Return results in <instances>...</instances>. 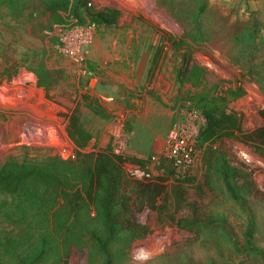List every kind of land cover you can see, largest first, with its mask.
Returning <instances> with one entry per match:
<instances>
[{
  "label": "rangeland",
  "instance_id": "1",
  "mask_svg": "<svg viewBox=\"0 0 264 264\" xmlns=\"http://www.w3.org/2000/svg\"><path fill=\"white\" fill-rule=\"evenodd\" d=\"M157 1L89 0L90 8L115 17L94 25L88 74L81 76L53 47L50 28L72 19L66 12L52 14L49 0H0V171L37 174L39 181L24 184L37 200L24 216L29 237L21 227L7 233L12 224L0 217V264H17L12 254L22 258L43 231L49 237L42 264L103 263L87 245L88 231L101 235L96 211L75 217L70 202L98 156L117 163L132 213L125 217L144 230L139 238L116 236L111 264H264V143L246 141L264 127V95L230 40L234 25L248 18L264 38V0ZM200 4L198 34L191 17ZM187 103L216 121L231 116L236 125L221 124L200 141L187 177L174 181L161 154L175 108ZM116 134L125 136L123 157L110 152ZM125 164L145 170L146 178H128ZM223 167L238 202L225 189ZM139 184L159 192L153 203L138 205ZM55 190L68 201L53 204ZM2 201L10 198L0 194ZM8 216L17 222L20 212ZM65 218L76 220L78 243L58 244ZM249 220L250 243L261 256L245 251Z\"/></svg>",
  "mask_w": 264,
  "mask_h": 264
},
{
  "label": "trees",
  "instance_id": "2",
  "mask_svg": "<svg viewBox=\"0 0 264 264\" xmlns=\"http://www.w3.org/2000/svg\"><path fill=\"white\" fill-rule=\"evenodd\" d=\"M49 3L53 5V9L50 11L52 14H54L56 10L64 11L81 25L85 24L83 22L84 19L88 20L86 24L105 25L115 17L112 12H103L90 8L89 0H49ZM157 3L162 6L163 0H158ZM204 10L205 4H200L191 17L194 21L197 33L199 31L198 18ZM106 13L108 14L107 16L105 15ZM258 33H260V29L257 20L255 21V19L252 20L248 18L240 24L234 25L231 29V34L234 35L230 40L234 48L243 56L246 77L249 81L254 82L259 91L264 95V56L260 55V50L264 47V38H261ZM256 37L260 39L258 44L260 48L258 45H255L257 43ZM258 50L260 51L257 57L259 60H256L254 54L257 53ZM256 61L259 63H256ZM200 112L204 117L205 125L200 133L199 142L209 140L214 134V131L220 128L221 124H223L225 128H233L236 125V119L231 116L222 114L220 120L216 121L211 114L204 113L201 109ZM260 115L264 116V112H260ZM246 141L251 143L255 142L258 145L264 143V127L253 131L246 137ZM228 171L229 170L225 167L221 169L224 186L230 197L235 199V202H238L239 197L235 195L227 182ZM23 174L24 173L9 174L5 172L4 169L0 171V194L10 198L9 203L5 201L0 202V217L7 220L8 224H12V228H10L7 233L12 234L13 230L21 227L22 234L29 237V231L26 230L29 228V224H26L24 216L27 215L29 210H34L37 205V200L30 199V197L34 195L33 192L35 189L30 187L32 192L27 191L24 184L29 182L30 185H33L35 182L39 181H34L37 174H35V176L29 174V177L26 178L22 177ZM25 179L27 181H25ZM87 179L83 189L76 191V196L70 201L73 204V215L76 217L77 212L81 210L86 211L90 207L96 211L101 235L97 234L95 231H88L87 245L97 249V252L103 258L102 264H111L109 251L111 250V245L116 236L121 234L129 235L132 239L139 238L143 236L144 230L125 217L127 213H129V216L132 218V213L129 209L130 205L128 206L127 204L128 199L125 198V194H121L120 187H122L121 185H124L125 182L117 163H114V161L107 156H98L95 159ZM138 187L139 189L135 192L138 205L147 202L151 204L154 202V198L159 195L158 191L154 193V186L150 189V185L139 184ZM45 192H48L47 188ZM66 197L67 194L64 190L60 193L58 190L57 192L55 190L52 196L53 204L59 205L60 200H64L65 202L68 201ZM18 211L20 212V219H17V222H15V220L10 219L8 215ZM58 223L61 227L57 230H60V232L62 231L61 234L58 233V244L64 246L70 245L73 239L78 243V238L72 234V230H76V220L70 222L68 218H65L62 221H58ZM21 232L17 233L20 234ZM253 232V223L249 220L244 232L245 251L248 253L256 252L261 256L259 251L251 246L250 242L253 237ZM48 237L49 235L43 231V233L39 234L37 244L36 241L34 244H28L30 249L22 258L16 257L15 254H12V257L14 260L18 261L17 264H42L43 259L41 260V257L46 252L45 247L48 246ZM58 244L55 243V246L58 247ZM33 246L35 247L31 250ZM39 248L41 250L40 252ZM37 249L38 253L34 255ZM51 251L54 252L55 250L52 249Z\"/></svg>",
  "mask_w": 264,
  "mask_h": 264
},
{
  "label": "built area",
  "instance_id": "3",
  "mask_svg": "<svg viewBox=\"0 0 264 264\" xmlns=\"http://www.w3.org/2000/svg\"><path fill=\"white\" fill-rule=\"evenodd\" d=\"M93 32V24L81 25L72 19L54 24L50 28L57 55L81 76L88 74L85 54L93 44ZM173 114V122L165 137L161 160L169 167L173 180L182 181L194 165L196 148L205 120L200 110L189 103L177 106ZM125 146V136L116 134L110 143V152L115 157H123L126 153ZM123 171L128 178L137 181L147 176L145 170L137 166L125 164Z\"/></svg>",
  "mask_w": 264,
  "mask_h": 264
}]
</instances>
